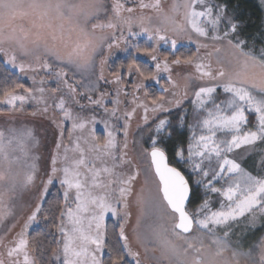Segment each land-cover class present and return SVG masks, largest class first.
Here are the masks:
<instances>
[{
  "label": "snow or ice",
  "instance_id": "6c2138e0",
  "mask_svg": "<svg viewBox=\"0 0 264 264\" xmlns=\"http://www.w3.org/2000/svg\"><path fill=\"white\" fill-rule=\"evenodd\" d=\"M255 7L253 35L233 0H0V62L19 74L0 112L54 129L42 168L38 126L0 125V264H264V148L244 167L264 146Z\"/></svg>",
  "mask_w": 264,
  "mask_h": 264
},
{
  "label": "rangeland",
  "instance_id": "374dc122",
  "mask_svg": "<svg viewBox=\"0 0 264 264\" xmlns=\"http://www.w3.org/2000/svg\"><path fill=\"white\" fill-rule=\"evenodd\" d=\"M138 42L144 43V38L143 37L140 38V40ZM114 56L119 57V60H121V61L127 59L126 54H124L123 52H121L119 50H114ZM141 58H143L145 60L147 59L146 57H141ZM4 65L7 66V68H9L11 71L15 72V70L11 69V67L9 65H6V64H4ZM190 70L191 69H188V71H190ZM174 71H180V70L175 69ZM105 75L108 76L107 70L105 71ZM109 78H111V77H109ZM23 82H25L27 86L31 85L30 80H24ZM49 95H51V94H49ZM3 107L4 106H0V109H2ZM32 107H34V106H32ZM29 109H30V106L26 105L24 111L0 112V125H2L6 121H14L18 124H29V125L38 126L37 127V134L41 137V147L37 151L41 157L40 165L43 168L49 164V155H50V150H51L50 149V143H51V139H52V132L54 129L52 126H49L48 121L43 120L39 114L36 116H33ZM51 111L52 110L50 109L49 110V116H51ZM40 125H43V127H39ZM138 125H140L139 128H138ZM142 129H143L142 122L139 121L138 119H133L132 124H131V128L129 129V146H130V148H131L133 139L138 137V135L140 134ZM98 131H101L99 126H98ZM147 136H148V133H144L145 139H147ZM65 143H68L67 139H65ZM239 152L243 153L244 149H240ZM253 154H254V152H253ZM232 155L235 157L239 156L238 153H235V152ZM217 186H219V184ZM56 187L58 188V185ZM193 188L196 189L195 191H196L197 195L199 196V199H202L203 196L205 195L204 190L202 188H199V189H197L196 187H193ZM52 189H54V188H51L50 191ZM32 191H34V190H32ZM211 195H212L213 203H215L218 200V197L214 194H211ZM196 202L197 201H194L193 207L195 206ZM20 203L23 205H31L33 203L32 192L31 191L23 192L20 196ZM29 211H30V208L25 207L24 212L22 213V216L20 218V225L23 224V221L26 218V216L29 214ZM133 211H135V210H133ZM240 227H243V225L239 226L236 229L237 234H239V228ZM18 230H19V225H18L16 231H18Z\"/></svg>",
  "mask_w": 264,
  "mask_h": 264
},
{
  "label": "trees",
  "instance_id": "16d2710c",
  "mask_svg": "<svg viewBox=\"0 0 264 264\" xmlns=\"http://www.w3.org/2000/svg\"><path fill=\"white\" fill-rule=\"evenodd\" d=\"M233 4L240 5V11L244 15V18L247 22V32L246 34H256L260 28V19L261 14L257 11L255 4L256 0H233ZM141 43V42H139ZM143 44V43H141ZM141 60H145L140 58ZM147 60V59H146ZM145 60V61H146ZM18 75L17 73L11 71L7 66H5L2 62H0V81L4 79H10L14 76ZM27 86V85H26ZM264 146H257V151L252 153L246 162H244V167L250 171H255L254 162L258 159L261 148ZM239 159V156H236ZM196 189L193 188V192L195 194L194 201H198L199 196L197 195ZM53 195L58 196L59 192L57 191V187L51 190ZM54 207V205H53ZM58 223V221H57ZM109 230L111 232V222H109ZM32 235L35 237L37 241H44L45 246L48 249V255L51 256L52 250L56 249V239L58 238V233L56 232V228L53 225H49L48 228H43V225L40 226V232L34 229L32 230Z\"/></svg>",
  "mask_w": 264,
  "mask_h": 264
}]
</instances>
